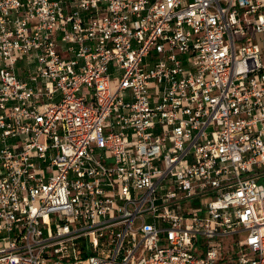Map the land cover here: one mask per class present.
<instances>
[{
  "label": "built area",
  "instance_id": "1",
  "mask_svg": "<svg viewBox=\"0 0 264 264\" xmlns=\"http://www.w3.org/2000/svg\"><path fill=\"white\" fill-rule=\"evenodd\" d=\"M261 44L264 0H0V264H264Z\"/></svg>",
  "mask_w": 264,
  "mask_h": 264
},
{
  "label": "rangeland",
  "instance_id": "2",
  "mask_svg": "<svg viewBox=\"0 0 264 264\" xmlns=\"http://www.w3.org/2000/svg\"><path fill=\"white\" fill-rule=\"evenodd\" d=\"M260 37V35H258ZM261 47L264 48V45L261 44ZM240 237V236H238ZM222 260H227V254H223V259Z\"/></svg>",
  "mask_w": 264,
  "mask_h": 264
}]
</instances>
